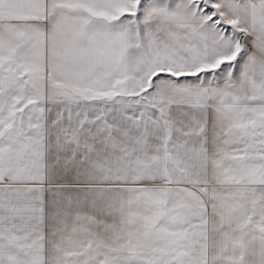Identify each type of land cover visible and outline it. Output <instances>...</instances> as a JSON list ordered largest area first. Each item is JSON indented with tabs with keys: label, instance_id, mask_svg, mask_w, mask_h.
Returning a JSON list of instances; mask_svg holds the SVG:
<instances>
[{
	"label": "snow or ice",
	"instance_id": "obj_1",
	"mask_svg": "<svg viewBox=\"0 0 264 264\" xmlns=\"http://www.w3.org/2000/svg\"><path fill=\"white\" fill-rule=\"evenodd\" d=\"M0 264H264V0H0Z\"/></svg>",
	"mask_w": 264,
	"mask_h": 264
}]
</instances>
